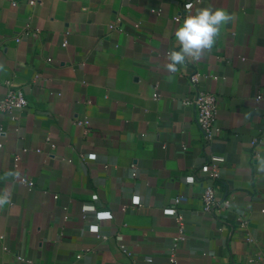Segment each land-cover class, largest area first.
Returning <instances> with one entry per match:
<instances>
[{"label":"crops","instance_id":"crops-1","mask_svg":"<svg viewBox=\"0 0 264 264\" xmlns=\"http://www.w3.org/2000/svg\"><path fill=\"white\" fill-rule=\"evenodd\" d=\"M31 1L0 0V99L11 81L29 103L19 131L0 114V264H171L178 196L188 238L177 264H264V0ZM201 8L231 19L169 72L174 32ZM26 27L38 36L17 42ZM195 70L219 99L212 141L181 105ZM214 155L230 199L222 231L201 206L199 168Z\"/></svg>","mask_w":264,"mask_h":264},{"label":"built area","instance_id":"built-area-1","mask_svg":"<svg viewBox=\"0 0 264 264\" xmlns=\"http://www.w3.org/2000/svg\"><path fill=\"white\" fill-rule=\"evenodd\" d=\"M194 2H201V0H194L184 5L185 10L191 9L194 5ZM32 4L36 3L35 0L31 1ZM190 5V7H189ZM176 21L182 20V14L175 18ZM139 25H136L138 27ZM111 28H115V25H111ZM39 34L38 31H34L30 27L23 29L22 36L17 37V42H20L23 37H37ZM67 45V41L64 42V46ZM170 52V51H169ZM168 52V53H169ZM48 63H51V59H47ZM38 78V75H35V79ZM215 80L224 79L223 77L214 76ZM201 80V74L195 70L193 71L187 81L190 86V94L181 101L183 108L192 109L195 113L196 123L200 129L205 133L208 141L214 140L215 136L221 132V129L218 125L217 115L219 110V99L217 95L208 90H201L199 83ZM9 90L7 95L0 99V114L5 115L11 121L18 124L17 130H20L19 120L20 116L28 108L29 103L28 99L22 89V87H15L12 85L11 81L6 83ZM154 98L159 99L161 94L159 92L158 86L155 87ZM78 124L84 125L87 128L90 126L88 120H78ZM54 147V145H52ZM19 161V155L14 154L15 166ZM225 162V158L221 156H211L210 159L202 165L199 170H201L205 176L203 180L206 182L204 186L203 193L201 195V206L202 211L210 215L218 224L219 230L222 231L226 228V225L221 217V212L223 209L229 207L230 199L226 195L222 199L219 197V188L222 183V173L220 170V165ZM136 175V173H135ZM21 183L26 186L28 189L32 190L35 187V183L32 179L28 177H22ZM55 199L58 200L59 196L56 195ZM185 201L183 196H178L173 200L172 207L170 208V215L175 218L178 223V235L174 237L171 247L168 250L167 256L171 264H177V250L181 242L186 241L188 234L185 229L186 224V214L180 210V206ZM86 212V209L84 210ZM264 212V211H263ZM238 225L246 230L248 228L249 220L246 217H238ZM3 237L1 236L0 239ZM104 239L106 237H103ZM247 242H252L250 237H246ZM120 251L125 257H132V252L128 249L127 245L123 242L119 244ZM82 255H78L80 258ZM19 260L26 261L23 257L19 256Z\"/></svg>","mask_w":264,"mask_h":264},{"label":"clouds","instance_id":"clouds-1","mask_svg":"<svg viewBox=\"0 0 264 264\" xmlns=\"http://www.w3.org/2000/svg\"><path fill=\"white\" fill-rule=\"evenodd\" d=\"M190 7V5H189ZM231 19L224 9L201 8L195 15H188L174 32L179 50L173 49L168 53L170 61L166 68L176 72L189 57L193 61L200 59L204 50L211 49L215 44L220 27ZM8 203L7 195H0V206Z\"/></svg>","mask_w":264,"mask_h":264}]
</instances>
